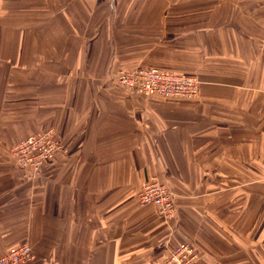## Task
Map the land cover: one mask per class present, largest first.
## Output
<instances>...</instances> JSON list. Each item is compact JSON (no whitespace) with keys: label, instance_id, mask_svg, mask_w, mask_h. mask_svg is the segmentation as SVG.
Instances as JSON below:
<instances>
[{"label":"crops","instance_id":"1","mask_svg":"<svg viewBox=\"0 0 264 264\" xmlns=\"http://www.w3.org/2000/svg\"><path fill=\"white\" fill-rule=\"evenodd\" d=\"M199 46L221 50V88L116 84L163 55L195 66ZM263 51L264 0H0V257L29 244L28 264H163L188 241L198 264H264ZM48 129L55 159L12 168L6 151ZM151 176L173 219L138 204Z\"/></svg>","mask_w":264,"mask_h":264},{"label":"built area","instance_id":"2","mask_svg":"<svg viewBox=\"0 0 264 264\" xmlns=\"http://www.w3.org/2000/svg\"><path fill=\"white\" fill-rule=\"evenodd\" d=\"M117 84L130 92L145 96L164 98H195L199 83L195 77L161 71L154 68L121 70L115 75ZM61 140L53 129L32 135L11 148L18 165L37 176L47 162L54 160L62 150ZM140 206L153 205L159 215L171 219L175 214L174 195L158 177L145 180L137 193ZM35 258L29 244L11 247L0 257V264H28ZM202 259L200 250L190 242L175 246L163 264H198Z\"/></svg>","mask_w":264,"mask_h":264},{"label":"rangeland","instance_id":"3","mask_svg":"<svg viewBox=\"0 0 264 264\" xmlns=\"http://www.w3.org/2000/svg\"><path fill=\"white\" fill-rule=\"evenodd\" d=\"M216 37H221V34H218V35H215ZM175 46V45H174ZM164 51L168 52L167 49H165ZM155 51H151L150 53V56H154L152 55ZM178 53L179 50L176 48L175 50H171V53ZM195 52V55L198 56L197 60H196V63H195V66H187V65H182V66H178V65H171V64H167L168 60L166 58L167 55H163V57H161L160 59L155 57L157 59V61L155 62V60L153 58H151V64H139V65H136V66H132V67H127L125 69H121V70H131V69H136V68H154V69H158V70H161V71H166V72H170V73H175V74H181V75H186V76H192V77H195L197 80H198V83H199V93L201 91L202 88L204 87H215V88H221V82L220 81H211L209 79H218V77H221L222 76V73H223V65H222V58H221V50H217V49H208V50H205L204 48H202L201 46H199V48L197 50H194L193 53ZM264 52V51H263ZM159 51H156V56L158 55ZM160 53H161V50H160ZM264 57V55H263ZM167 62V63H165ZM163 64V65H162ZM169 65V66H167ZM230 70H229V73H233L236 72L237 70V67H229ZM119 70V71H121ZM118 71V72H119ZM117 72V73H118ZM227 73V71H226ZM262 74H264V61H263V66H262V71H261ZM116 75V74H115ZM117 84V83H116ZM118 86L124 88L123 86L119 85ZM125 89V88H124ZM127 90V89H126ZM145 96V95H144ZM199 96V94H198ZM197 96V97H198ZM148 97V96H147ZM197 97L195 98H181V99H187V100H193V99H196ZM49 130V129H48ZM54 130V129H53ZM47 130L41 132V133H44L46 132ZM55 131V130H54ZM40 133V134H41ZM55 133L57 134V132L55 131ZM38 135V134H37ZM32 136V135H30ZM28 136V137H30ZM58 136V134H57ZM27 137V138H28ZM59 138V137H58ZM26 139V138H25ZM60 139V138H59ZM24 140V139H23ZM22 140V141H23ZM62 142V141H61ZM63 145V144H62ZM13 147V146H12ZM11 147V148H12ZM11 148L8 149L7 152V157L9 158V162L12 166V168H18V169H21V170H25V171H28L30 174L31 172L26 169V168H22L20 167V165H18L16 159L12 156L11 154ZM63 149V148H62ZM62 151V150H61ZM60 151V152H61ZM59 152V153H60ZM57 156V155H56ZM55 159V158H54ZM53 161V160H52ZM51 162V161H50ZM50 162H47L45 164V166L50 163ZM45 166L42 168L41 172L38 174L40 175L43 171V169L45 168ZM37 175V176H38ZM32 176V174H31ZM32 177H36V176H32ZM168 187V186H167ZM169 188V187H168ZM170 190V189H169ZM174 195V194H173ZM174 203H175V196H174ZM149 206H153V205H149ZM154 207V206H153ZM156 208V207H155ZM175 214H176V203H175ZM174 214V215H175ZM188 242V241H186ZM192 243V242H190ZM194 244V243H192ZM195 245V244H194ZM196 246V245H195ZM197 247V246H196ZM198 248V247H197ZM199 249V248H198ZM200 250V249H199ZM201 252V250H200ZM202 253V252H201Z\"/></svg>","mask_w":264,"mask_h":264},{"label":"bare ground","instance_id":"4","mask_svg":"<svg viewBox=\"0 0 264 264\" xmlns=\"http://www.w3.org/2000/svg\"><path fill=\"white\" fill-rule=\"evenodd\" d=\"M176 199V198H175ZM173 219V218H172Z\"/></svg>","mask_w":264,"mask_h":264}]
</instances>
